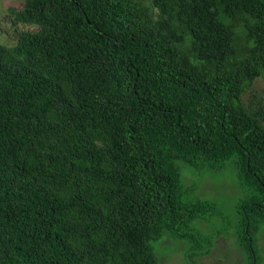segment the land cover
<instances>
[{"label": "trees", "instance_id": "trees-1", "mask_svg": "<svg viewBox=\"0 0 264 264\" xmlns=\"http://www.w3.org/2000/svg\"><path fill=\"white\" fill-rule=\"evenodd\" d=\"M9 12L30 29L0 43V264H160L151 243L165 236L197 264L215 240L193 225L214 206L186 200L178 162L234 174L235 244L259 264L264 0Z\"/></svg>", "mask_w": 264, "mask_h": 264}, {"label": "rangeland", "instance_id": "rangeland-1", "mask_svg": "<svg viewBox=\"0 0 264 264\" xmlns=\"http://www.w3.org/2000/svg\"><path fill=\"white\" fill-rule=\"evenodd\" d=\"M23 0H0V43L13 45L20 32L30 27L18 23L9 8H19ZM262 88L257 80L253 89ZM250 94L253 91L249 92ZM249 93L245 99H249ZM182 186L186 200H202L212 203L213 213L205 216L203 222L194 223V227L214 242L211 253L198 260L197 264H246L244 253L237 249L234 235L239 229L237 206L244 198V191L238 186L234 174L225 170L212 173L208 170L196 171L183 162H178ZM264 229V228H263ZM166 237V236H165ZM164 237V238H165ZM162 238L151 243L153 252L160 264H185L186 244ZM255 252L264 264V231L257 236ZM244 255V257H243Z\"/></svg>", "mask_w": 264, "mask_h": 264}]
</instances>
